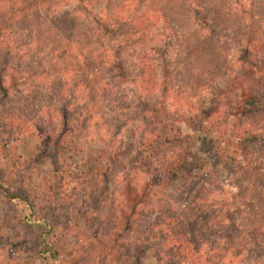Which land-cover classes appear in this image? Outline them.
Segmentation results:
<instances>
[{
  "label": "trees",
  "instance_id": "1",
  "mask_svg": "<svg viewBox=\"0 0 264 264\" xmlns=\"http://www.w3.org/2000/svg\"><path fill=\"white\" fill-rule=\"evenodd\" d=\"M233 52L245 75L231 73L221 90L231 100L187 118L194 99L232 71ZM263 83L264 0H0V155L27 135L40 150H59L75 119L101 142L97 122L122 113L106 130L111 149L122 128L146 121V172L134 168L110 192L124 148L105 153L81 191L89 216L101 218L79 235L78 261L57 263L139 264L146 246L156 264H244L251 256L264 264V153L241 146L264 134ZM129 84L137 85L140 120L129 118L134 102L125 106ZM204 124L223 136L230 130L237 147L220 151ZM0 195L40 241L43 263L58 260L52 226L1 169ZM215 226L235 233L207 243Z\"/></svg>",
  "mask_w": 264,
  "mask_h": 264
},
{
  "label": "rangeland",
  "instance_id": "2",
  "mask_svg": "<svg viewBox=\"0 0 264 264\" xmlns=\"http://www.w3.org/2000/svg\"><path fill=\"white\" fill-rule=\"evenodd\" d=\"M76 0H72L74 6ZM244 9H248V3L244 2ZM106 22V20H104ZM103 34L107 37L106 32ZM109 40L110 45L116 46L119 42V36ZM106 42L102 40V44ZM238 56L233 52L230 58L232 64V71L229 75L218 81L209 89L204 91L200 97L194 99L195 104L192 111L186 117L190 118L194 114L199 115V109L202 113H207L210 106H215L214 102L225 103L231 100V97H225L221 94L224 85L230 80L232 74H241L244 76L243 70L239 69L240 63H237ZM137 85L129 84L124 87L128 95V101L125 106L131 101L134 102L133 112L129 111L130 117L140 120L144 117L142 109L137 104V99L132 94ZM258 92L264 95V83L262 86H257ZM124 89L122 94H124ZM136 90H138L136 88ZM138 94H136V97ZM127 97V96H126ZM189 108L182 110L178 116L182 115ZM122 113H106L104 120L97 122V128L93 129V134L100 132L101 142L98 137L87 139L86 132L80 123L75 120L69 123V130L62 140V145L59 150L55 147L40 150L39 141L34 136H24L15 142L8 144L0 155V169L4 179H7L11 186H16L25 191L26 195L30 198L37 213L40 217L44 218L51 226L52 232L48 244L57 251L58 260H46L45 264H61L57 261L69 260L76 262L80 255V240L79 235L85 232L90 227H94L101 215H98L97 220H93L89 216L93 209L87 210L91 207L92 202H89L87 196L83 197L81 191H85V185L93 182L95 178L94 166L98 163H103L105 160V153L122 149L119 152V158L114 163V168L109 171L113 176L110 177L108 188L110 192L118 185V178L131 172L134 168H139L142 173L146 172L144 165L146 164V139L142 143L141 136L144 133L146 138V121L141 125L129 123L126 127L122 128L118 138L114 142V146L108 149V135L106 130L114 128L117 118H122ZM204 115V114H203ZM112 117H115L112 119ZM122 119L120 122H122ZM129 122V121H128ZM127 122V123H128ZM195 124V122H193ZM223 122L215 123L216 126ZM229 128L230 125L224 122ZM103 125V126H102ZM225 126V125H223ZM199 127V126H198ZM204 131L207 136L211 137L216 144L219 143L220 151L232 152L237 142L234 138L229 136L230 130L223 136L221 133H216L215 129L210 128L209 125L204 124ZM108 129V130H109ZM61 131V127L57 132ZM71 131V132H70ZM264 134L259 140L248 142L244 140L241 146L246 151L255 153L256 156L261 158L264 153ZM228 138L231 140L228 142ZM195 140L193 135L190 136L186 146ZM143 144V147L140 144ZM249 148H247V147ZM44 152V154H42ZM99 158V159H98ZM98 169V168H97ZM115 176V177H114ZM115 181V182H114ZM198 183L201 181L196 180ZM186 185H190L187 181ZM179 188L180 185H177ZM194 188V186L192 187ZM177 188H169V192L178 202L183 203L187 201V195L176 196ZM167 191V193H168ZM190 192V191H188ZM17 209L11 204H7L3 197L0 195V264H44L38 257L37 252L42 248L40 241L28 232L25 226L19 223ZM220 235H217V234ZM235 233L232 227L226 226L219 228L218 226L209 228L206 235L207 243L215 240H220L226 234ZM234 237L236 235H233ZM225 242V241H224ZM156 242H153V246ZM154 248V247H153ZM143 257L139 264H156L154 251L150 249L146 253V246L144 249ZM246 257V254L243 255ZM257 258L251 256L247 258L244 264H254Z\"/></svg>",
  "mask_w": 264,
  "mask_h": 264
}]
</instances>
